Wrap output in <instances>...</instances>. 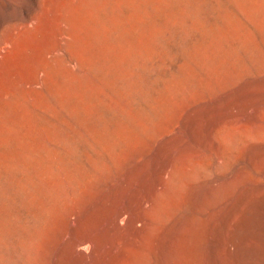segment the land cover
Returning a JSON list of instances; mask_svg holds the SVG:
<instances>
[{
	"label": "rangeland",
	"instance_id": "obj_1",
	"mask_svg": "<svg viewBox=\"0 0 264 264\" xmlns=\"http://www.w3.org/2000/svg\"><path fill=\"white\" fill-rule=\"evenodd\" d=\"M0 264H264V0H0Z\"/></svg>",
	"mask_w": 264,
	"mask_h": 264
}]
</instances>
